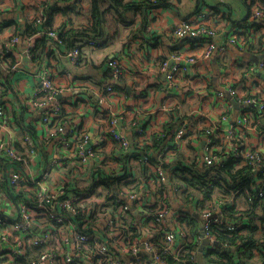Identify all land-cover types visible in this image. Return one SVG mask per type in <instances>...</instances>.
Returning a JSON list of instances; mask_svg holds the SVG:
<instances>
[{"label":"clouds","instance_id":"9594fccd","mask_svg":"<svg viewBox=\"0 0 264 264\" xmlns=\"http://www.w3.org/2000/svg\"><path fill=\"white\" fill-rule=\"evenodd\" d=\"M0 264H264V0H0Z\"/></svg>","mask_w":264,"mask_h":264}]
</instances>
